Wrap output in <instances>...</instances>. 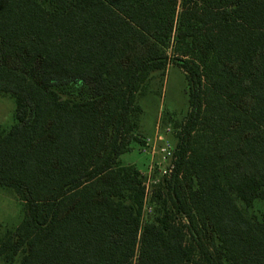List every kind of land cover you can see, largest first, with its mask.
<instances>
[{"label": "trees", "instance_id": "obj_1", "mask_svg": "<svg viewBox=\"0 0 264 264\" xmlns=\"http://www.w3.org/2000/svg\"><path fill=\"white\" fill-rule=\"evenodd\" d=\"M171 48L190 111L148 213L120 159ZM0 95V187L25 212L0 260L264 264V216L237 203L264 201V0H0Z\"/></svg>", "mask_w": 264, "mask_h": 264}, {"label": "rangeland", "instance_id": "obj_2", "mask_svg": "<svg viewBox=\"0 0 264 264\" xmlns=\"http://www.w3.org/2000/svg\"><path fill=\"white\" fill-rule=\"evenodd\" d=\"M175 57L174 49H168L164 76L153 73L140 89L138 104L143 110L138 131L140 143L133 144L131 151L120 159L122 165L135 166L145 175L151 164V157L142 152V140L150 138L153 141L157 135H163L175 148L182 129L181 123L190 111V80L180 63L175 61ZM14 123L15 100L9 95H0L1 128L7 131ZM168 126L171 127L170 132L165 130ZM150 187L152 188V185ZM237 203L245 214L253 219L264 216V201L255 202L251 208L246 207L240 200H237ZM24 215V203L16 199L13 190L0 187V240L21 223ZM20 259L21 255H18L13 262L0 260V264H20Z\"/></svg>", "mask_w": 264, "mask_h": 264}, {"label": "built area", "instance_id": "obj_3", "mask_svg": "<svg viewBox=\"0 0 264 264\" xmlns=\"http://www.w3.org/2000/svg\"><path fill=\"white\" fill-rule=\"evenodd\" d=\"M165 130L170 132L171 127L168 126ZM142 142L144 143V145H142V152L151 157V164L146 175L140 171L144 177V212L150 213L152 208L149 206L148 202L154 189L163 179H170L174 174L177 160L175 154L176 147L173 148L172 144L164 138L163 135H157L153 141L150 138H146L143 139ZM151 185L152 188L150 187Z\"/></svg>", "mask_w": 264, "mask_h": 264}]
</instances>
